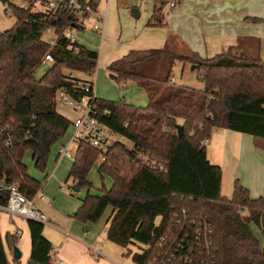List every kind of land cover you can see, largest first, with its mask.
Instances as JSON below:
<instances>
[{"label": "trees", "instance_id": "16d2710c", "mask_svg": "<svg viewBox=\"0 0 264 264\" xmlns=\"http://www.w3.org/2000/svg\"><path fill=\"white\" fill-rule=\"evenodd\" d=\"M34 5L26 9L9 5L15 23L0 31L3 207L7 188L14 183L23 196L33 199L42 183L27 173L25 154L30 153L35 170L44 173L51 149L70 128L71 122L56 111V92L65 88L75 99L84 93L64 80L66 74L90 76L96 68L97 53L63 35L65 29L75 27L66 11L35 12ZM150 25L162 26L159 8L154 10ZM47 28L60 34L50 50L43 39ZM46 53L53 62L37 80L34 72ZM176 63L195 65L203 90L171 82ZM108 70L117 84L134 81L145 92L147 104L139 108L126 104L123 98L116 102L96 98L95 117L137 150L159 158L167 172L157 174L138 166L133 153L116 144L97 169L101 193L90 194L93 185L87 177L99 153L79 142L68 177L78 191L86 189L87 194L71 217L83 224H96L110 209L106 239L122 248L134 264H151L159 256L165 260L173 257L171 264H264V198L252 199L237 182L231 198L222 197L221 169L209 162L202 145L214 129L223 128L250 135L254 148L264 152V61L258 53L239 57L230 48L202 59L178 54L167 43L161 49L130 51ZM149 72L154 77H148ZM177 126L182 127L181 137ZM105 178L111 181L109 188L104 186ZM238 208L245 211L243 216L237 214ZM182 210L188 220L198 215L205 219L207 246L202 242L203 246L197 247L195 226L190 222L184 226L173 222L174 214ZM26 222L30 238L26 264H52V245L43 234L44 225ZM5 243L12 250L17 238L7 234ZM134 246L137 252L132 251ZM186 256L188 261L183 259ZM0 264H8L1 235Z\"/></svg>", "mask_w": 264, "mask_h": 264}, {"label": "crops", "instance_id": "0c3cea01", "mask_svg": "<svg viewBox=\"0 0 264 264\" xmlns=\"http://www.w3.org/2000/svg\"><path fill=\"white\" fill-rule=\"evenodd\" d=\"M95 2L94 13L83 21V29L76 32L75 42L97 53L96 68L91 77L79 74L77 76L92 82L93 94L98 99L119 101L123 98L127 103L142 108L144 104L142 99H146V95L134 81L129 86L130 89L117 94L115 87L107 78L114 80L113 76L107 74L109 65L130 51L161 49L169 43L178 54H195L202 59L213 58L231 48L239 57L246 53H258L264 61V0H177L173 8H164L155 0H150L151 3L144 4L142 8L136 6L137 0H95ZM158 8L162 26L153 27L150 22L154 10ZM127 9L130 12H126ZM121 13H124L125 24L121 19ZM98 15L102 17L101 21L98 20ZM98 21L101 22L103 29L102 36L92 30V26ZM98 62L101 63L97 65ZM126 88L125 84V90ZM60 106L66 112L75 113L66 106ZM56 111L69 120L59 111L57 105ZM214 131L215 133L223 131L227 141H230L228 160L233 163L241 162L255 172L252 173L253 177L250 180L245 179L244 183L241 182V186L248 190L252 199L263 197L260 190L264 189V152L254 148L250 135L223 128ZM69 139L70 137L65 136L57 145L66 146ZM209 143L210 140L207 144ZM27 155L25 154L24 159ZM206 156L209 159L207 153ZM213 156L211 152L210 158H214ZM211 159L209 162L221 169L220 194L222 195L223 165L212 163ZM31 163L35 169L34 163ZM71 165L72 160L59 154H49L44 171L46 174L44 183L32 199L34 206L47 216V223L43 224V234L52 245L51 263L57 264L61 261L63 264H130L124 259L127 256L114 248L115 244L106 239V225L103 226L105 224L103 218L96 224H83L71 217L83 199L69 196L60 190L59 186L67 180ZM32 167L28 170L27 166V173L41 182V173L32 172ZM107 211L109 215L111 210ZM6 215L13 216L5 210V207L0 206V226L1 224L6 226V222H2V218ZM25 225L27 228V222ZM252 229L256 235H259L254 226ZM7 234L17 238L20 236V230L16 227L14 234L7 231L3 236L0 229L8 264H18V260H14L12 256V250L5 243ZM17 244L18 238L15 247ZM95 245L99 247L96 254L93 253ZM28 257L29 255L25 264Z\"/></svg>", "mask_w": 264, "mask_h": 264}, {"label": "built area", "instance_id": "2783aa9c", "mask_svg": "<svg viewBox=\"0 0 264 264\" xmlns=\"http://www.w3.org/2000/svg\"><path fill=\"white\" fill-rule=\"evenodd\" d=\"M155 1L160 3L164 8H173L177 4V0ZM30 2L34 4H40L44 8L43 11L47 12H55L57 10L64 9L68 18L73 19L72 23L75 27L65 29L63 35L72 42H75L76 32L78 31L76 27L83 29V21L94 13V8L96 5L95 0H30ZM98 20H102V17L99 15ZM100 21L92 26V30L102 36L103 29ZM43 35H46V39H44V41L48 44L49 50L56 45L60 36V34L55 32V30L52 28H47ZM45 62L50 64L53 62V59L49 53H46L42 59V64ZM91 75L89 77H91ZM64 80L71 82L74 88L83 92L84 95L80 96L78 99H75L68 94L65 88H60L56 92V103L66 106L75 113H78V116H76L74 120L71 121L70 126L72 128V133L70 135L68 145L62 146L58 150V154L60 156L66 157L73 161L77 150V144L79 142H85L90 147L98 151L101 162H104L106 160L105 154L107 151L114 145L121 144L133 153V161L135 164L157 174H166V166L159 158L153 156L152 154L137 150L132 144L127 142L123 136L115 133L113 130L98 121V119L95 117L96 109L94 102L96 97L93 94V84L90 80L80 78L73 72L67 73ZM171 82H173V79H171ZM124 87L125 84H123V88ZM104 114L108 115V112L105 111ZM207 142L208 140H204L202 145L205 146ZM0 190H2L1 186ZM7 192L8 198L5 210L10 215L19 216L26 220H32L41 224L47 223V216L34 206L31 199H27L20 193L18 189V183L10 185L7 188ZM236 212L240 216L245 214V211L242 208H238ZM186 221L195 226L193 234L195 242H197V247H202L203 243L205 246H207L209 243L207 233L209 231L205 219L198 215L197 217L188 220L187 214L184 210H182L180 213L174 214L173 216V222L177 224L181 222L184 226V222ZM183 226L182 229L184 228ZM98 251L99 247L95 245L93 248V253L96 254ZM189 252L191 253L192 249H190ZM172 258L173 257H171V259ZM171 259L165 260L164 257L159 256V258L154 260L151 264H171ZM183 259L188 261L187 256ZM57 264H63V262L59 261Z\"/></svg>", "mask_w": 264, "mask_h": 264}, {"label": "rangeland", "instance_id": "374dc122", "mask_svg": "<svg viewBox=\"0 0 264 264\" xmlns=\"http://www.w3.org/2000/svg\"><path fill=\"white\" fill-rule=\"evenodd\" d=\"M150 0H137V7L142 8L144 4H149ZM151 3V2H150ZM31 4L30 0H0V31H6L8 29H10L13 24L15 23V19L14 17H12V13L10 11L9 5H14L16 7L22 8V9H26L29 5ZM44 10L43 6H41L40 4H35L33 11L35 12H42ZM129 10L127 9L126 12H128ZM130 12V11H129ZM124 13H121V19L123 21L124 17H123ZM124 22V21H123ZM125 24V22H124ZM43 39H46V35H43ZM101 62H98L97 65H99ZM50 67V63H43L41 64V66L39 68H37L34 72V77L35 79H40L44 73L46 72V70ZM192 65L190 64H182V63H176L175 66L172 68V72H171V77L174 79V82L177 85L180 86H185L194 90H203V85L200 82L199 78H198V71L196 69H191ZM107 74H110L111 76L114 77V73L112 72H108ZM154 73L153 72H149L148 77H154ZM109 82L115 87V90L117 92V94L119 93H123L126 92L128 89H130L131 84H133L132 81H128L126 82V90L123 89V85L121 84H117L115 82V80H110L109 77H107ZM106 100V99H105ZM120 100V99H119ZM142 100H144V104L146 105V99L143 98ZM108 101H114V100H110L108 99ZM125 103L128 105H131L130 103H127L126 100L124 99ZM116 102V101H114ZM143 103V102H142ZM142 105L141 107L143 108L145 105ZM57 108L59 109V111H61L65 117H67L69 120L73 121L74 118L76 116H78V113H70V112H66L65 110L62 109V106H60L59 103H56ZM133 106V105H132ZM136 107V106H134ZM139 107V106H137ZM61 108V109H60ZM74 112V111H73ZM219 133H215V131L213 130L210 134V143L205 145V150L206 153L208 154L209 159L210 158V153L212 152V154L214 155L211 159V161H213L212 163H218L217 165H223V185H222V197H225L227 199H230L232 196V192H233V187H234V183L237 182L241 185V182L244 183L245 179L246 180H250L253 175L255 174L254 170L251 169V167H247L244 166L241 162H236L233 163L232 161L228 160L227 158V153H230V141L228 142L227 138L223 135L225 133H223V131H217ZM72 133V128L70 126L69 130L67 131L66 136L70 137ZM219 134V135H217ZM59 144H55V146L51 149V153L50 154H58V150H59ZM28 155L25 157L24 159V164L26 165V167L28 166V170L29 167L31 169L32 167V159H31V154L27 153ZM208 159V160H209ZM226 163V164H225ZM101 164V159L99 158L97 160V162L95 163V165L93 166V168L90 170L89 174H88V180L89 182L92 183L93 188L90 189V194L93 195H98L100 194V188H101V181L97 175V169L99 167V165ZM34 170V171H33ZM32 172H36V173H40L37 170H35L32 167ZM45 173H41V183L43 185L44 183V177H45ZM104 186L105 188H109L111 185V181L108 178H105L104 181ZM74 186V184L72 183L71 178L67 177V180L65 182H63L62 184H60V190L65 192V194L67 195H71L75 198H84L85 195L87 194V190L86 189H82L78 192H74L72 190V187ZM263 193V197L264 198V189L260 190ZM262 195V194H261ZM47 199V198H44ZM108 211H106L104 213V215L102 216V220L104 221L103 223H105L103 226L106 225V220L108 219ZM5 218V220H4ZM3 223L6 222V226L1 224V232L3 234V236L5 235V233L7 231H9L10 233H15V228L17 227L20 230V236H18V244L16 246V248L20 251V253L22 254V257H20V259L17 261L18 264H25L26 261V257L27 255H29V251H30V238H29V233L28 230L26 228L25 225V220L21 217H17V216H4L3 218ZM13 220V222L11 221ZM46 232V230H45ZM114 248H116L118 251H121L122 253H124V250L120 247H117L116 245H113ZM132 251L137 252L138 248L137 247H132ZM124 259H127V262L130 264H134L131 260L130 257H124Z\"/></svg>", "mask_w": 264, "mask_h": 264}, {"label": "water", "instance_id": "95a60500", "mask_svg": "<svg viewBox=\"0 0 264 264\" xmlns=\"http://www.w3.org/2000/svg\"><path fill=\"white\" fill-rule=\"evenodd\" d=\"M4 1H6V0H4ZM191 69H192V70H193V69H196V66H195V65H192ZM176 130H177V135H178L179 137H181V136L183 135L182 127H181V126H177V127H176ZM72 190H73L74 192H78V187H77L76 185H74V186L72 187ZM12 256H13L14 260H19L20 257H21V253H20V251H19L15 246L12 248Z\"/></svg>", "mask_w": 264, "mask_h": 264}]
</instances>
